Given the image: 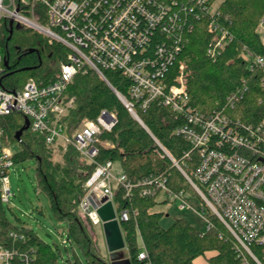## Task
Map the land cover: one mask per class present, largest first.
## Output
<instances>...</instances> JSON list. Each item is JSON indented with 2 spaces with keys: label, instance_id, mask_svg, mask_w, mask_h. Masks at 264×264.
Listing matches in <instances>:
<instances>
[{
  "label": "built area",
  "instance_id": "2783aa9c",
  "mask_svg": "<svg viewBox=\"0 0 264 264\" xmlns=\"http://www.w3.org/2000/svg\"><path fill=\"white\" fill-rule=\"evenodd\" d=\"M221 2L0 0V23L3 18H9L69 48L53 82L40 83L32 77L23 89L7 90L0 77V210L13 195L10 170L16 164L10 141L5 138L3 119L20 112L25 124L29 120L28 129L42 134L47 145L72 144L87 161L96 163L102 143L100 135L104 130H112L116 114L102 110L96 120H85L71 137L63 118L73 106L74 98L66 99L65 91L80 72L92 69L111 85L104 71L118 70L131 81L129 98L115 89L129 111L140 120L135 105L146 109L152 101L160 100L184 118L185 124L175 133L182 135L191 147L183 152L179 162L161 146L181 170L190 189L174 192L167 186L165 177L150 175L138 183L143 185L141 195L157 193L158 198L164 195L165 203L174 202L181 210L193 209L204 218L206 229L213 226L211 215L217 217L235 238L242 264H252L251 259L254 264H263L253 246L264 247V121L244 125L223 110L206 115L192 106L184 61L179 62L174 81L167 78L169 66L182 51L185 31L193 30L192 18L199 19L202 15L211 18L212 36L207 53L212 59H217L229 44L232 34L225 23L227 19L222 20ZM39 3L46 7L47 24L38 20ZM155 32L161 36L158 43L153 42ZM240 56L250 69L264 67V55L254 54L247 47ZM2 63L0 55V76ZM261 86L264 88V80ZM249 89L243 83L233 90L228 96V106L236 107ZM114 164L111 160L97 163L85 184L88 192L80 201L79 210L94 225L103 223L98 208L109 201L120 226L131 218L128 208L117 210L115 194L123 186L129 195L136 184L123 171H115ZM104 197H107L105 202ZM194 197L201 200L198 209L191 204ZM9 237L10 243L0 240V264H34L36 248L26 250L17 246L18 242L26 241L24 234L11 230ZM140 242L139 259H147L148 252Z\"/></svg>",
  "mask_w": 264,
  "mask_h": 264
},
{
  "label": "trees",
  "instance_id": "16d2710c",
  "mask_svg": "<svg viewBox=\"0 0 264 264\" xmlns=\"http://www.w3.org/2000/svg\"><path fill=\"white\" fill-rule=\"evenodd\" d=\"M219 10L222 20L227 19L225 23L232 34L229 44L217 59H212L207 53L212 36L209 31L211 18L204 15L199 19L192 18L193 30L185 31L182 51L169 66L167 78L174 81L179 62L184 61L192 106L206 115L223 110L244 125L258 124L264 121V88L261 86L264 67L250 69L240 54L247 47L254 54L264 55V42L259 32L264 19V0H222ZM36 13L38 20L47 24L46 7L37 4ZM160 40L161 36L155 32L153 42ZM153 50L150 49V52ZM68 52L65 44L49 39L30 27L15 21L11 24L9 18L1 20L3 72L0 77L2 86L7 90L23 89L32 77L40 83L53 82ZM104 74L112 86L96 71L89 69L78 73L65 91L66 99L74 98L73 106L63 118L71 137L85 120H96L102 110L116 114L112 130H104L100 135L102 143L99 144L96 163L83 158L72 144L66 148L58 146L64 150V160L56 161L53 146L46 144L42 134L26 129L17 139L16 134L25 126L20 112L3 119L5 138L20 144V150L13 156L15 162L36 159L40 188L48 194L55 214L69 221L68 238L82 249L90 264H107L97 237L94 238L88 231L79 214V204L88 192L85 184L96 164L111 160L119 163L128 180L136 184L129 195L123 186H119L115 194L117 210L128 208L131 212L130 220L121 222L126 258L131 264H145L147 261L151 264H191L196 257L207 252H216L209 258L211 264H242L235 249V238L215 216L211 215L213 226L209 229H199L183 217L175 219L167 227L161 224L164 213L155 209L160 203L158 194L141 195L143 185L138 183L153 175L165 177L167 186L174 192L191 188L181 170L161 147L181 162L183 152L191 147L175 130L184 125L185 120L160 100L152 101L146 109L136 104L140 120L137 119L114 90L129 98L130 79L118 70H105ZM243 83L249 86L248 93L236 107L230 108L228 96ZM11 230L24 234L26 238L25 242L17 243L18 247L26 250L36 248L34 264H65L56 249L41 240L33 229L12 226L0 210V240L10 243ZM140 241L148 252L147 259H139ZM253 251L264 264V247L254 245ZM251 263L255 261L251 259ZM75 264L82 263L75 260Z\"/></svg>",
  "mask_w": 264,
  "mask_h": 264
},
{
  "label": "rangeland",
  "instance_id": "374dc122",
  "mask_svg": "<svg viewBox=\"0 0 264 264\" xmlns=\"http://www.w3.org/2000/svg\"><path fill=\"white\" fill-rule=\"evenodd\" d=\"M259 32L264 42V23L262 25L260 23ZM48 38L52 39L51 37ZM10 144L14 153L20 150L19 143L10 142ZM58 146L60 144L53 146L54 159L62 162L64 150H60ZM114 170L121 171L119 163L114 164ZM10 185L13 195L10 196L9 202L2 204L1 211L12 226H26L33 229L41 240L51 244L56 249L60 260L65 264H73V261L75 264V260L82 264H90L82 249L68 238L69 221L62 220L55 214L48 194L40 188L36 159L26 158L16 162L10 170ZM163 200L164 195H161L158 198L160 203L155 209L164 213L161 220L164 227L169 226L175 219L183 217L199 229L206 228L204 218L193 209L181 210L176 203H161ZM191 204L195 209L202 205L201 200L197 197L193 198ZM79 214L87 224L88 231L94 238L97 237L99 249L105 261L107 264H111L113 259L107 248L103 223L94 225L87 219V216ZM139 246L142 248L141 242H139ZM125 249L115 254V260L126 258Z\"/></svg>",
  "mask_w": 264,
  "mask_h": 264
},
{
  "label": "water",
  "instance_id": "95a60500",
  "mask_svg": "<svg viewBox=\"0 0 264 264\" xmlns=\"http://www.w3.org/2000/svg\"><path fill=\"white\" fill-rule=\"evenodd\" d=\"M13 20L11 24H13ZM13 30L11 29V33ZM115 90V88H114ZM29 128V120L26 119V124L22 127L16 134L17 139L20 138L22 132ZM107 197L102 199L105 202ZM98 213L103 222V228L106 236V243L108 251L112 254L111 264H131L129 258L115 260V257L118 251H121L126 248V241L122 233L120 223L116 219V211L111 201L105 203L100 208H98Z\"/></svg>",
  "mask_w": 264,
  "mask_h": 264
},
{
  "label": "crops",
  "instance_id": "0c3cea01",
  "mask_svg": "<svg viewBox=\"0 0 264 264\" xmlns=\"http://www.w3.org/2000/svg\"><path fill=\"white\" fill-rule=\"evenodd\" d=\"M215 254L216 252H207L205 255L196 257L191 264H211L209 258Z\"/></svg>",
  "mask_w": 264,
  "mask_h": 264
}]
</instances>
